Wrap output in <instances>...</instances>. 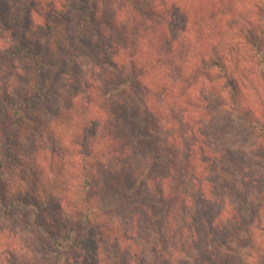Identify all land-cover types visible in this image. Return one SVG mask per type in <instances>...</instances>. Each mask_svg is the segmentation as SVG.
<instances>
[{
	"label": "rangeland",
	"instance_id": "374dc122",
	"mask_svg": "<svg viewBox=\"0 0 264 264\" xmlns=\"http://www.w3.org/2000/svg\"><path fill=\"white\" fill-rule=\"evenodd\" d=\"M2 1L15 5L19 12L26 2L0 0V4ZM186 1L191 7L187 17L175 20L172 25L167 23L169 37L177 36V43L180 42L174 74L175 101L182 110H187L174 129L165 133L161 128L154 130L144 125L137 92L132 97L105 93L114 85L109 81L111 74H116L111 65L94 64L82 53H74L64 72L53 79L41 105L45 127L15 140L13 156L33 155L43 181L54 179L59 172L60 180L72 190L78 183L76 170L82 165L90 167L93 172L90 205L101 210L102 225L117 227L116 247L106 245L105 253L99 258L101 264H154L159 246V258L163 259L162 264H168L164 249L167 245L160 244V239L167 242V238L156 235L152 214L148 213L153 205L157 209L161 206L157 189L168 188L166 176L170 164L163 151L167 137L172 138L171 146L180 152L184 150L180 177L187 199L172 240L178 241L179 248L176 247L175 263L171 264H264V201L256 209L252 205L249 216L241 209L245 201L250 204L264 190V128H252L245 119L250 112L259 125H264V80L254 65L253 52L246 48L242 38V31L257 25L255 0H203L200 3L204 11L197 13L194 12L197 0ZM124 2L103 0L101 3L100 29L110 41H126L131 46L135 37L133 23L167 21L168 9L149 16L152 0H139V18L129 19L127 13L136 14V10L132 7L117 11ZM209 11L215 12L213 20ZM69 12L74 22V9L70 8ZM199 15L204 16L203 22L194 21ZM32 18L31 29L38 37L39 24L44 19L40 15ZM132 18L134 22L127 23ZM7 41L8 35L0 33V53ZM219 42L220 53L227 61L236 62L238 91L234 100L225 90V79L218 77L215 69H210V76L209 70L204 75L195 71L201 57H208L213 45ZM129 49L116 57L117 63L123 65ZM8 61L0 55V88L17 82L16 76L2 68L7 67ZM180 68L183 71L178 74ZM102 102L106 108L100 106ZM116 111L120 117H116ZM5 112V104L0 100L1 120ZM112 120L118 123L116 127L112 126ZM127 144L134 149L135 169L133 166L129 169L133 168V177L140 180L134 186L137 190L121 202L122 193L116 189L119 187L125 194L132 185L126 180L125 171H121L120 161L113 162L109 156L112 148L121 149ZM63 146L65 155L60 150ZM50 167L57 171L54 175ZM14 172L1 177L11 190L20 185L16 182L18 165L14 166ZM111 177L118 181V186L107 189ZM20 212L13 211L9 217L0 212V264H44L45 243L19 220ZM86 259L92 264L98 262L79 253L70 264H89ZM48 264H65V261H48Z\"/></svg>",
	"mask_w": 264,
	"mask_h": 264
},
{
	"label": "trees",
	"instance_id": "16d2710c",
	"mask_svg": "<svg viewBox=\"0 0 264 264\" xmlns=\"http://www.w3.org/2000/svg\"><path fill=\"white\" fill-rule=\"evenodd\" d=\"M125 1L119 4L117 11L133 7L136 14L127 13L128 18L133 17L135 20L139 18V13L141 14L137 7L139 0ZM202 1L197 0L195 13L198 10L204 11L200 3ZM102 2L103 0H26L21 12L8 1H2L0 4L2 5L0 33L8 35V45L4 46L0 55L9 60L7 67L2 66V68H7V72L17 77L15 84L10 82V85L8 83L0 88L1 104L4 103L6 108L3 120L0 119L2 139L0 141V212L9 217L13 211H21L19 220L30 227L38 235L39 240L45 243L44 264L55 260H63L65 264H70L72 258L79 253L86 258L92 256L98 261L97 264H101L99 258L105 253L106 245L116 247L117 239L116 225H102L101 210L90 205L93 197V172L89 166L82 165L80 170H76L78 183L71 190L60 180V173L55 171L54 167L49 168L53 175L57 172L54 179L43 181L41 170L33 155L28 158L13 156L17 138L27 133L29 136L37 129L41 130L45 127L41 105L45 103V96L51 89L53 79L64 72L69 58L74 53H82L94 64L109 63L116 74H111L109 81L114 85L105 93L132 97L131 95L137 92L141 97L140 109L144 115V125L150 129L161 128L165 133L169 132L179 123L181 114L185 115L187 112L175 101L177 77L175 78L174 74L179 62L177 55L180 42L177 43L179 39L173 36V32L171 39L169 37L171 32L167 30L175 20L187 17L191 8L187 1L152 0L149 16L155 15L157 10L168 9L167 21L159 19L155 21L156 23L149 20L134 24L133 18L131 22L127 20V23H133L134 26L135 37L131 46L126 41H110V38L101 31ZM70 8L74 9V22L71 20ZM254 8L257 25L246 29L245 32L242 31L244 33L242 38L246 48L253 52L254 65L261 71L264 80V0H255ZM214 14L215 12L209 11L212 20ZM33 15H40L44 19L39 24L41 29L38 37L35 36L33 28L31 29ZM203 18V15H199L194 21L196 19L200 23L203 22ZM220 46H222L220 42L214 44L208 57H201L200 65L195 71L204 75L206 70H209L207 74L210 76V69H215L216 75L225 79V90L230 99L234 100L238 91L237 78L234 75L236 62L227 61L219 51ZM128 47L130 49L126 53L123 65L117 63L116 57L124 53L123 50H127ZM182 71L183 69L180 68L177 73ZM118 74L120 76H117ZM112 75L117 82L113 81L115 79ZM100 106L106 108L104 102L100 103ZM124 111L125 109L121 113ZM116 113V117L121 116L118 115L119 111ZM245 119L252 128L255 126L264 128V125L256 122L250 112L246 113ZM111 123L115 127L118 125L116 120H112ZM171 140V137H167L163 144L166 160L170 164L166 176L168 188L167 191L157 189L156 195L161 206L157 209L153 205L154 207H150L148 211L152 214L156 235L167 238V242L163 238L160 239V244H166L171 249L164 247L168 264L175 263L179 245H177L178 241L172 240L178 231L177 222L180 221L187 205L184 195L186 193L181 186L182 177H180L184 150L180 152V149L171 146ZM60 150L65 155V147H60ZM111 152L109 160L120 161V169L122 172L125 171L124 176L132 186L128 187L127 183V193L124 194L119 187L117 188L118 181L111 177L106 187L117 188L116 191L122 193L120 201L124 202L130 198L131 191L137 190L134 186L140 180L136 181L132 175L135 169L132 158L134 149L131 144H127L121 149L114 147ZM50 164L51 162L48 163V167ZM16 165L19 166L16 182L20 185L11 190L7 186L9 183L1 177L4 174L15 173ZM129 166H133L134 169H129ZM72 196L73 198H70ZM253 200L250 204L245 201L241 207L244 215L251 214L252 205L255 209L262 205L264 190L260 191ZM70 203L73 205H69ZM160 230L163 231L162 234ZM182 236L183 233L180 237ZM159 250L160 246L157 248V255L154 256V264L163 262V259L159 258ZM87 261L92 264L91 260Z\"/></svg>",
	"mask_w": 264,
	"mask_h": 264
}]
</instances>
